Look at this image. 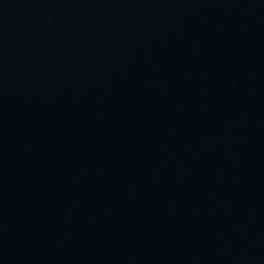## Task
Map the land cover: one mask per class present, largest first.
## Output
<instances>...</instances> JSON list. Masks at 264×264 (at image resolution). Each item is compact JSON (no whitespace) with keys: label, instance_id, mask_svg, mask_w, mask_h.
Returning a JSON list of instances; mask_svg holds the SVG:
<instances>
[{"label":"water","instance_id":"obj_1","mask_svg":"<svg viewBox=\"0 0 264 264\" xmlns=\"http://www.w3.org/2000/svg\"><path fill=\"white\" fill-rule=\"evenodd\" d=\"M0 264H264V0H0Z\"/></svg>","mask_w":264,"mask_h":264}]
</instances>
